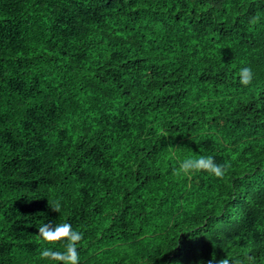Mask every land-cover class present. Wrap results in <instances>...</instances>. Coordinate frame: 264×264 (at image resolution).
<instances>
[{"label": "trees", "instance_id": "1", "mask_svg": "<svg viewBox=\"0 0 264 264\" xmlns=\"http://www.w3.org/2000/svg\"><path fill=\"white\" fill-rule=\"evenodd\" d=\"M64 222L79 264H264V0H0V264Z\"/></svg>", "mask_w": 264, "mask_h": 264}, {"label": "clouds", "instance_id": "2", "mask_svg": "<svg viewBox=\"0 0 264 264\" xmlns=\"http://www.w3.org/2000/svg\"><path fill=\"white\" fill-rule=\"evenodd\" d=\"M253 77L252 70L245 67L241 70L240 83L248 85ZM184 172L205 170L216 177L224 174L223 167L213 162L211 157H200L198 160H185L180 164ZM38 235L44 241H54L64 238L66 247L64 252L51 250L49 247H44L40 252L42 258L58 262V264H79L77 254V243L81 240L82 234L79 231L72 229V226L64 222L60 225L43 223L38 229ZM208 264H216L213 258H210ZM220 264H232L228 259H222Z\"/></svg>", "mask_w": 264, "mask_h": 264}]
</instances>
